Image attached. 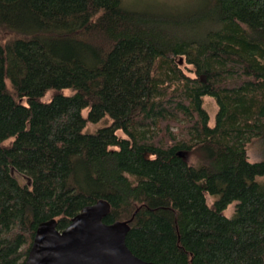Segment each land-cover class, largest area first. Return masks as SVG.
Returning <instances> with one entry per match:
<instances>
[{
	"label": "trees",
	"instance_id": "1",
	"mask_svg": "<svg viewBox=\"0 0 264 264\" xmlns=\"http://www.w3.org/2000/svg\"><path fill=\"white\" fill-rule=\"evenodd\" d=\"M165 11L0 0V264L98 199L143 261L264 264V0Z\"/></svg>",
	"mask_w": 264,
	"mask_h": 264
},
{
	"label": "water",
	"instance_id": "2",
	"mask_svg": "<svg viewBox=\"0 0 264 264\" xmlns=\"http://www.w3.org/2000/svg\"><path fill=\"white\" fill-rule=\"evenodd\" d=\"M177 155L188 158L183 151ZM109 210V203L98 199L83 206L61 230L54 219L40 222L24 264H153L133 255L125 244L131 218L103 222Z\"/></svg>",
	"mask_w": 264,
	"mask_h": 264
},
{
	"label": "rangeland",
	"instance_id": "3",
	"mask_svg": "<svg viewBox=\"0 0 264 264\" xmlns=\"http://www.w3.org/2000/svg\"><path fill=\"white\" fill-rule=\"evenodd\" d=\"M122 4L126 7H129L133 10L138 11H146V12H161V11H187L196 9L201 3V0H121ZM165 11V12H166ZM9 37L7 34H2L0 32V38L6 40ZM185 71L190 68L184 61L180 65ZM189 74V73H188ZM64 94H71L70 90H62ZM52 95L51 92H47L46 95L43 97L44 101H48L50 96ZM203 107L205 108L206 112L209 115V123H213V117L216 112V104L214 100L210 97H204L203 99ZM86 113V110L83 111V114ZM105 121H100L94 124H88L85 128V132H93L96 131L98 128L105 125ZM247 158L249 161H256L262 158V152L260 144L257 141H254L247 147ZM189 161H192L194 158L190 156ZM208 203L213 201V198L207 195ZM233 211V204L227 206L224 210L223 214L227 217L231 216Z\"/></svg>",
	"mask_w": 264,
	"mask_h": 264
},
{
	"label": "flooded vegetation",
	"instance_id": "4",
	"mask_svg": "<svg viewBox=\"0 0 264 264\" xmlns=\"http://www.w3.org/2000/svg\"><path fill=\"white\" fill-rule=\"evenodd\" d=\"M26 257H27V255H26ZM26 259V258H25ZM24 262H25V260H24Z\"/></svg>",
	"mask_w": 264,
	"mask_h": 264
}]
</instances>
